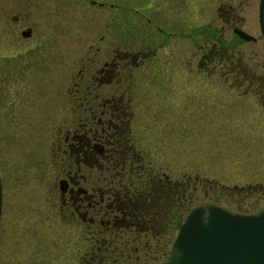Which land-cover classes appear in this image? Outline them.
<instances>
[{"label":"rangeland","instance_id":"374dc122","mask_svg":"<svg viewBox=\"0 0 264 264\" xmlns=\"http://www.w3.org/2000/svg\"><path fill=\"white\" fill-rule=\"evenodd\" d=\"M258 2L0 0V255L70 250L64 243L74 240L77 228H65L64 243L53 233L49 239L46 228L47 213L55 206L45 197L50 195L44 174L51 148L46 138L57 91L69 68L76 69L80 44L100 34L105 35L102 44L116 41L121 49L139 45L146 34L166 43L161 54L174 61L166 63L165 75L178 78L176 108H166L163 121L178 120L181 127L165 126L163 144L155 148L158 157L149 163L151 171L169 176L161 206L169 220L163 238L146 236L147 264L164 257L163 245L167 252L179 221L199 201L244 211L264 206V39ZM26 25L36 41L24 42L33 47L13 48L6 30ZM235 27L255 39L239 38ZM21 94L26 99L19 104L15 98Z\"/></svg>","mask_w":264,"mask_h":264},{"label":"flooded vegetation","instance_id":"af4514ba","mask_svg":"<svg viewBox=\"0 0 264 264\" xmlns=\"http://www.w3.org/2000/svg\"><path fill=\"white\" fill-rule=\"evenodd\" d=\"M6 32L15 49L32 48L24 41H36L28 25ZM104 38L100 34L98 40L80 44L76 69L69 68L57 91L46 138L51 148L44 174L50 195L45 197L48 204L55 203L49 206L46 228L49 239L53 233L62 242L68 240L69 227L77 228L74 240L63 242L70 250L40 256L26 250L3 252L0 264H147L146 236L164 237L169 218L161 206L169 176L151 171L149 163L158 157L155 148L163 144L165 126L181 127L178 120L173 125L163 121L166 108H176L178 78L165 75L166 63L174 60L161 54L166 43L148 34L125 49L112 40L102 44ZM15 99L20 104L26 98ZM177 213L180 219L181 211Z\"/></svg>","mask_w":264,"mask_h":264},{"label":"water","instance_id":"95a60500","mask_svg":"<svg viewBox=\"0 0 264 264\" xmlns=\"http://www.w3.org/2000/svg\"><path fill=\"white\" fill-rule=\"evenodd\" d=\"M258 22L264 39V0L258 3ZM234 32L255 39L240 28ZM1 195L0 180V212ZM157 264H264V206L241 211L197 202L180 223L169 254Z\"/></svg>","mask_w":264,"mask_h":264}]
</instances>
